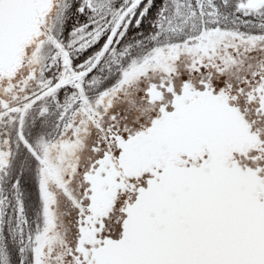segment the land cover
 Here are the masks:
<instances>
[{
    "label": "snow or ice",
    "instance_id": "1",
    "mask_svg": "<svg viewBox=\"0 0 264 264\" xmlns=\"http://www.w3.org/2000/svg\"><path fill=\"white\" fill-rule=\"evenodd\" d=\"M0 264H264V0H0Z\"/></svg>",
    "mask_w": 264,
    "mask_h": 264
}]
</instances>
